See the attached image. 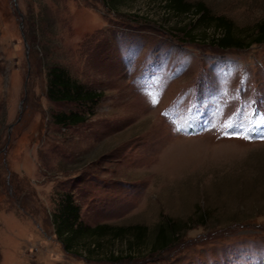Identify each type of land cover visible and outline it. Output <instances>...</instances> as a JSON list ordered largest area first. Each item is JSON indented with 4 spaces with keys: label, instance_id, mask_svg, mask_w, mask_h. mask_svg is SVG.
I'll return each mask as SVG.
<instances>
[{
    "label": "rangeland",
    "instance_id": "1",
    "mask_svg": "<svg viewBox=\"0 0 264 264\" xmlns=\"http://www.w3.org/2000/svg\"><path fill=\"white\" fill-rule=\"evenodd\" d=\"M187 1L244 30L264 21V0ZM111 3L0 0V264H264V40L190 42L154 0ZM51 66L99 93L90 110L47 98ZM69 111L85 119L52 122ZM65 193L82 226H183L131 259L86 236L66 250Z\"/></svg>",
    "mask_w": 264,
    "mask_h": 264
},
{
    "label": "trees",
    "instance_id": "2",
    "mask_svg": "<svg viewBox=\"0 0 264 264\" xmlns=\"http://www.w3.org/2000/svg\"><path fill=\"white\" fill-rule=\"evenodd\" d=\"M110 1L112 2L110 5L116 2ZM154 1L163 13L185 20L177 28L180 38L184 40L190 42L207 40L209 44L220 49H243L264 40V21L255 23L250 30H244L237 27L229 18L210 12L201 1ZM197 29L201 30L195 32ZM206 30L210 33H206ZM46 75V96L51 101L74 103L80 107L86 106L90 110L93 102L100 96L98 92L84 88L58 66L49 67ZM84 119V115L78 111L58 112L52 115V122L61 127L77 124ZM78 211V206L73 203L70 195L65 193L52 215L56 235L62 246L70 250L77 238L91 237L93 247L108 250L105 259L112 262L131 259L134 251H138L145 243H148L149 253L166 248L175 242L183 226V223L166 217L162 222L156 223L151 231L139 223L127 225L98 223L89 227L80 224ZM100 239L103 240L102 245ZM112 240L120 242L117 249L112 247ZM91 252L94 253L92 250L89 253Z\"/></svg>",
    "mask_w": 264,
    "mask_h": 264
}]
</instances>
